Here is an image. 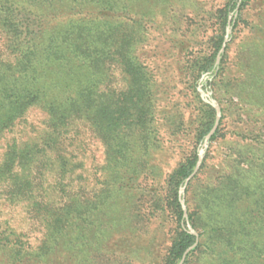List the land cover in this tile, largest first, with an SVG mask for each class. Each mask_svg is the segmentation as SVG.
Wrapping results in <instances>:
<instances>
[{"label":"trees","instance_id":"trees-1","mask_svg":"<svg viewBox=\"0 0 264 264\" xmlns=\"http://www.w3.org/2000/svg\"><path fill=\"white\" fill-rule=\"evenodd\" d=\"M203 1L0 0V193L40 232L34 244L0 222V264H176L196 239L188 225L198 240L182 264H264V0ZM200 89L240 114L229 128L220 102L184 188L186 220L179 189L215 118ZM34 109L43 127L15 134ZM83 129L104 149L89 190ZM188 136L164 173L156 153Z\"/></svg>","mask_w":264,"mask_h":264},{"label":"rangeland","instance_id":"rangeland-1","mask_svg":"<svg viewBox=\"0 0 264 264\" xmlns=\"http://www.w3.org/2000/svg\"><path fill=\"white\" fill-rule=\"evenodd\" d=\"M203 2H204V4H202V5H204L205 8L211 7L212 9H214L216 7L221 6L222 0H204ZM255 10L256 9L253 6H251L250 10L246 11L248 13L246 14V12H245V15L248 16L249 20L250 19L252 20L254 18V16L252 14ZM232 16L234 17V15L230 14L228 16V18L230 19ZM207 24H208V26L203 29L204 31L201 32V34L199 35V38H198V40L200 41L199 46L202 49L203 48L206 49V47H207L206 41L208 40L209 36H211L215 33L214 26H211V25L209 26L210 22H207ZM227 28L229 29V32L227 34L226 43L228 41H230L231 34H234V32H235V31L232 32L230 26H228ZM226 29H225L224 38L226 36ZM224 38H223V40H224ZM237 41H238V39L233 41V43L231 44V48L229 50V57L230 58L232 57V55L235 54L233 49H234V46H235ZM166 46H168V45H166ZM151 61H154L153 58H151ZM167 61H168L167 63H164V66H167L169 69H173V66H174V64H172L173 60L171 61V63L169 62L170 60H167ZM150 65L152 66L153 63L150 62ZM235 71H236V68L233 65V67L229 70V74L234 75ZM204 93L206 94V96H208V99L210 101L216 102L219 106H220V102H221V106H224V108H226L227 115L228 114L231 115V119L235 120L234 123L233 122L230 123L229 128H231V129L235 128V126L237 124L236 120L238 119L237 116L240 114L239 106H234L232 104H229L227 102V99L225 97H223L220 92L208 90L206 92L204 91ZM181 94H183V91L180 92V96L178 97L180 104L188 105L189 99L191 100V98L188 96H182ZM206 96H205V98H203L200 94L201 99L204 101H206ZM235 100H236V98H234V102H235ZM206 102H208V101H206ZM189 107L191 108L192 106L188 105V108L184 111L185 112V114H184L185 119L187 120V119L191 118L194 120L195 114L197 113V110H194L192 108L189 109ZM228 110H231V111L228 112ZM190 111H191V114H190ZM43 116H44V114L40 110H37V109L31 110L26 115V119L23 120V122L19 126L17 125L14 133L18 135V128H19L24 132V135L27 134V135L33 136L34 134H36V130L43 127V123H42L43 122L42 121ZM83 131H84V138H85L86 146H87V151H86V155H85L86 156L85 173L88 176V181L86 184V189L89 190L90 187L95 182L93 178H95L99 175L98 172H97L96 176H94L92 173L95 172L94 171L95 166L98 167V166L102 165L103 158H104V149H103V145L100 142V140L93 138L92 135L89 134V131H87L85 129H83ZM260 132H261L262 137L264 139V128L260 129ZM12 134H13L12 132L7 133L6 138H8ZM164 139H165V137H164ZM189 140H192V138L189 136H188V139H182L180 141L181 145L179 147H174L172 149V150H174V151H172V154H171L170 150L163 151V152L161 151L159 153L158 152L156 153V156L158 158L157 163L160 164L164 173L166 171H168L166 169V166L164 165L165 162H169V168H170L175 164L176 161L182 160L185 156L188 155V153L191 150V144L189 143ZM199 149H198V152H199ZM220 149H222V148L218 146L216 148V150L211 151V155L213 156L215 153L217 155V152H219ZM204 151H205V148H204ZM202 157H203V155H202ZM168 158H170V160ZM211 160H216V159L211 158ZM183 194H184V190L182 192V195ZM185 208H186V206H185ZM4 220L10 222V224H12L17 231L21 230V232H24L26 234V237H24V239H29L30 242L36 244V242L38 241V238L40 236V232L37 229V224L35 223V221L30 219L28 213L25 212V210L21 207V205L10 204L9 201L5 199L4 195L0 193V222H3ZM161 242H162V244L160 245L161 246L160 251L163 253L165 251V246H167V241L164 238V239H162ZM157 264H161V262H159Z\"/></svg>","mask_w":264,"mask_h":264},{"label":"water","instance_id":"water-1","mask_svg":"<svg viewBox=\"0 0 264 264\" xmlns=\"http://www.w3.org/2000/svg\"><path fill=\"white\" fill-rule=\"evenodd\" d=\"M229 32V29L227 28L226 29V36L221 44V47L219 49V52L216 56V63L219 62V56H220V53L224 50V47H225V44H226V41H227V34ZM200 94L203 98H205L206 94L204 93L203 90L200 89ZM206 101H208L215 109V118H214V122H213V125L211 126L210 130L207 132V134L204 136V139H203V142H202V147L199 149V152H198V158H197V161H196V164L192 170V172L185 178L184 180V184L182 185V187H180L179 189V195H180V202H181V206H182V209H183V216L184 218L187 220V213H186V208H185V205H184V202H183V199H182V192L185 188V185L187 184V182L190 180V178L193 177V175L196 173L200 163H201V160H202V155L204 153V148L206 147L207 145V141L208 139L210 138V136L214 133L217 125H218V122H219V119H220V116H221V110H220V106L214 102V101H210L208 99V96H206ZM188 228L190 230V232H192L195 236H196V239L194 241V243L192 245H190L188 248H186L184 250V252L182 253V256L181 258L179 259V261L176 263V264H182L187 252L197 243V233L190 227V225H188Z\"/></svg>","mask_w":264,"mask_h":264}]
</instances>
